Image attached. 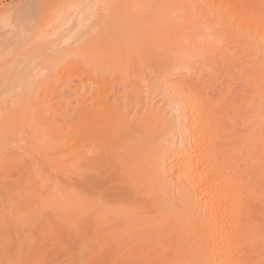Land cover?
Here are the masks:
<instances>
[{
    "label": "bare ground",
    "instance_id": "1",
    "mask_svg": "<svg viewBox=\"0 0 264 264\" xmlns=\"http://www.w3.org/2000/svg\"><path fill=\"white\" fill-rule=\"evenodd\" d=\"M30 1L26 0V3H33L35 8L37 2ZM244 1L253 3L257 12L244 10L243 6L239 7L240 1L235 0H151L146 4L138 0L128 2L131 4L130 16L140 13L139 11H160L162 20L174 13H186L191 17L197 16L195 20H203V31L198 38L192 35L189 39L193 32L189 34L183 30L179 31L178 36L176 34L187 48L190 45V48L202 50L208 44H217L218 38L225 35V25L230 20L235 22L238 34L244 35L245 32L249 41L256 45V54L264 55V0ZM73 2L74 0L44 1V6L48 7H44L40 12L42 25L39 30L44 33L54 28L56 22L62 21L67 8L71 7ZM230 4L234 7L230 8ZM6 7L3 6V0H0V30L9 26L10 19ZM218 11L221 13L217 14ZM210 16L211 24L209 21L204 22ZM137 18L143 20L139 16ZM142 24L144 27H150L148 22ZM150 31L154 36L157 35L156 39L162 38L158 36L156 29ZM217 35L219 37H216ZM168 40L171 42L172 39L167 38ZM133 50L131 49L134 53ZM95 57L101 61L106 56ZM127 58H130L129 54ZM178 60L176 62H179ZM182 64L181 69L184 68L185 62ZM53 68L55 69L54 66ZM60 70L57 68L55 74L61 76L66 72ZM175 70L170 74L172 76L166 75L162 83H159V98L157 97L156 102L150 99L152 92L148 91L153 89L154 93L157 90L154 91V87L147 89L148 93L144 98L139 94L134 95L129 111L127 110L133 114L131 118L136 114L141 99L144 100L142 104L146 112L143 111L139 118L130 120L129 126L134 124L133 128L125 127L121 122L110 126L106 124L103 126L106 133L101 132L99 136V150L96 145H82V156L69 143L73 120L68 114L69 110L61 104L63 97H49L47 93L41 95L42 91H33V88L23 82V86H20L28 87L25 92H15L13 97L11 96L15 106L2 110V105L10 96L0 94V148H5L9 133L13 130L7 129V125L14 122L18 133L13 134V139L28 142L31 140L32 156L37 157L41 164L36 170L37 175L42 177L43 170H46L49 180L58 176L69 177L68 179L75 177L82 181V186H87V181L99 174L100 167H111L109 163L116 153L115 145L118 150L126 149L130 152L145 144L146 149L144 146L141 153L142 166L138 165L142 179L148 183V203H141V200L131 204L124 201V198L112 200L115 193L112 194L110 188L102 185L98 189H104L102 193L92 199L85 198L76 187H70L69 190L61 184V179L54 178L55 187L51 189L48 197L42 200L37 196L34 198L36 201H31L35 202L31 203L32 213L36 215L39 208V212L42 208L58 211L66 222L72 215L83 218L88 213L95 212L94 241L102 236L105 245L110 241L123 242L128 234L134 233L130 239L133 244L140 246V250L127 258L128 264H264V69L244 73V67L241 65L239 70H235L236 73L239 71L243 74L244 79L241 81L245 86L243 99L232 104L228 94L222 95L216 101L200 100L199 95L194 94L195 91L189 90L192 88H188L190 84L184 79L180 80L182 71ZM6 75L7 70L1 71L0 91L7 88ZM173 75L179 80L173 81ZM90 80L92 87H95L92 96L99 103L106 84L96 78ZM73 93L76 102L82 105V86H77ZM154 103L158 105L154 107ZM124 106L126 107V104ZM96 109L99 110L98 107ZM36 110L41 112V116L36 115ZM71 111L75 112V109ZM48 114L61 119L59 127L52 128L51 123L42 125L44 121L38 119ZM166 115L168 117L165 119ZM145 134H148V140L144 143L142 137ZM119 136L131 143L120 148L122 141ZM109 138L113 141L106 147ZM89 187L93 190L96 184L92 183ZM149 207L160 213L146 214L144 209L150 210ZM11 208L7 215L4 210L2 213L13 221H10L11 224L19 226L22 223L21 228L23 222L26 223L25 213L20 211L17 212L20 214H15V210ZM167 208L170 209L165 213ZM5 217L0 216L2 222L3 219L6 220ZM156 237L158 240L154 243ZM24 238L26 241L28 237ZM161 238L163 241L160 244L158 241L160 242ZM7 239L9 241V237ZM29 240L31 239L28 238ZM7 261L9 260L4 262L7 264Z\"/></svg>",
    "mask_w": 264,
    "mask_h": 264
},
{
    "label": "rangeland",
    "instance_id": "2",
    "mask_svg": "<svg viewBox=\"0 0 264 264\" xmlns=\"http://www.w3.org/2000/svg\"><path fill=\"white\" fill-rule=\"evenodd\" d=\"M13 1L3 0V6L6 5V10L8 9L7 16L10 21L9 26L0 30V73L7 70V85L5 84L7 88L1 90L0 94L10 97H6L7 102L2 105V110L15 106L11 96L13 97L15 92H25L27 86L33 88V91H42L41 95L47 93L49 97L55 95L63 97L61 104L69 110L68 114L73 120L69 143L81 156L82 145H96L99 146L96 147L99 150L101 144L99 136L101 132L106 133L103 129L106 124L110 126L121 122L125 127L133 128L134 124L129 126L130 120L139 118L145 111L144 104H142L144 100L141 99L139 105H142L137 106L138 110L131 118L133 114L128 111L134 95L139 94L142 95L141 98H144L149 91L152 92L150 99L156 102L157 97L159 98V83H162V79L167 77L166 75L172 76L170 74L175 69L182 71L180 80L184 79L187 84H190L188 88L189 86L192 88L189 90L195 91L194 94L199 95L200 100L216 101L222 95L228 94L230 104L243 99L245 86L241 81L244 77L243 74L239 71L236 73L235 70H239L241 65L244 67V73L264 69V55L256 54V45L249 41L245 32L244 35L238 34L235 22L230 20L225 25V35L218 38L217 44H208L205 49L198 50L194 47V49L190 48V45L187 48L177 37L179 31L183 30L189 34L193 32L189 39L192 38V35H196L195 38H198L197 36L203 31L201 25L203 20H195L197 16L194 15L191 17L186 13L176 15L174 13L173 17L171 15L162 20L160 11L146 12L147 14L139 11L140 13L136 14V12V15L130 16L131 4L128 2L129 0H74L72 6L65 9L62 21L59 20L54 25L58 27L53 26L54 28L43 33V30H39L42 25L40 12L43 9L41 6H44L43 2L47 0H42V2L34 0L37 2L35 8H33V3L28 4L26 0L24 2L22 0ZM138 1L146 4L151 0ZM235 1H240L239 7L243 6L244 10L252 13L257 12V7L253 3L244 0ZM17 3L19 4L17 5ZM40 3H42L41 6ZM97 3L114 5V9L112 8L108 12L102 22L95 19V10L92 6ZM230 5V8L234 7L233 4ZM216 13L220 14L221 12ZM135 16H139L143 20ZM24 17H30V19L21 24ZM210 20L211 16L204 22L209 21L210 23ZM142 22H148L147 25L150 24V27H144ZM149 29H156L158 36L162 38L156 39L157 35L151 34L152 31ZM167 38L174 41L168 40L170 44ZM155 40L157 41L154 42ZM165 42L167 45L164 44ZM131 49L135 50H133L134 53ZM197 51H201L202 54ZM128 54L131 59L127 58ZM100 55L106 57L101 61L98 58V61L95 56ZM202 55L204 58L200 59L199 56ZM176 56L178 59L180 57L183 59L180 58L181 61H179ZM184 62L185 66L182 70L180 67H183L182 63ZM57 68L61 69L60 71H66L63 73L64 76L55 74ZM174 77L173 81L179 80ZM91 78L99 79L106 84V88L100 95L99 103L92 96L95 87H92ZM170 79L172 78L170 77ZM23 82H26L27 86L22 87ZM62 82L67 83L64 85ZM77 86H82L83 89L84 102L82 105L74 99L73 92ZM150 87H154V91L157 90L153 93V89H150L151 91L148 89ZM155 93H157L156 96ZM71 109H75V112H72ZM35 113L37 116H41L40 111L36 110ZM166 117L168 115L165 116V119ZM38 120L44 121L42 125L51 123L50 127L52 128L59 127L61 123L60 118L49 114ZM53 120H55L54 123ZM137 121L134 123L136 124ZM14 124V122H10L7 125V129L13 130L9 133V141L6 142L5 148H0V216L5 217L12 207L15 214H20L17 213L20 211L25 213L26 223L23 222L24 225L20 228L22 223L16 226L15 223L11 224L13 221L8 216H6L8 220L5 217L6 220L3 219V222L0 218L2 223H0V264H6L5 260H9L7 264H128L127 258L140 250V246L133 244L130 239L134 233L128 234L123 242L110 241L105 245V239L102 236L99 240H93L95 212L94 214L88 213L83 218L72 215L65 222L61 213L50 209L42 208L40 212V208L36 209L38 212L35 215L31 211V206L35 202L31 201L37 196L42 200L48 197L51 189L55 187L53 182L56 179H61V184L64 187L69 190L76 187L91 199L104 191V189L98 190L102 185L105 188H110L112 194L115 193L114 197L111 195L112 200L124 198V201L131 204L139 203L141 200V203H148V183L142 179L138 165L142 166L141 153L144 146L146 149V145L134 148L130 152L126 149L118 150L115 145L116 153L109 163L111 167L109 169L100 167L99 174H95L94 179H90L91 181L88 180L87 186H82V181L75 177L68 179L69 177L58 176L54 177L56 179L51 177L49 180L46 170H43L42 177L37 175L36 170L41 164L37 157L32 156L31 140L28 142L13 139V134L18 133V128H14ZM147 135H143L142 142L145 143L148 140ZM119 140L122 141L120 148L131 143L129 140H123L122 136H119ZM107 141L106 147L112 143L113 139L109 138ZM92 183L96 184L93 190L89 187ZM149 208L150 210L144 209L146 214L157 215L160 213ZM169 209L167 208L164 212L166 213ZM3 210L5 216L2 213ZM30 213L34 214L36 218ZM23 236L31 240L28 241L27 238L26 242L24 240L26 238ZM8 237L10 242L12 240L10 244ZM162 239L158 243L161 244ZM2 240H6L8 244ZM157 240V237L154 238V243ZM17 253L18 255H16Z\"/></svg>",
    "mask_w": 264,
    "mask_h": 264
},
{
    "label": "snow or ice",
    "instance_id": "3",
    "mask_svg": "<svg viewBox=\"0 0 264 264\" xmlns=\"http://www.w3.org/2000/svg\"><path fill=\"white\" fill-rule=\"evenodd\" d=\"M41 7L44 8L48 6H41ZM92 7L95 10V19L98 22H102L104 18L107 16L108 12L114 7V5L109 3H97ZM28 19H30V17L22 18L21 24L26 23ZM85 198H86V194H85Z\"/></svg>",
    "mask_w": 264,
    "mask_h": 264
}]
</instances>
